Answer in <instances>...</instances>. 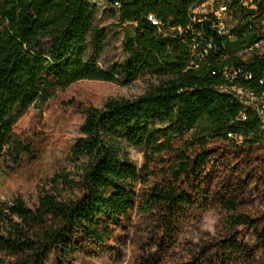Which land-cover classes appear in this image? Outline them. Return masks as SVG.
<instances>
[{
  "label": "trees",
  "instance_id": "1",
  "mask_svg": "<svg viewBox=\"0 0 264 264\" xmlns=\"http://www.w3.org/2000/svg\"><path fill=\"white\" fill-rule=\"evenodd\" d=\"M106 1L125 26L124 62L110 69L98 65L107 35L90 0H0V159L32 156L17 119L73 84L149 80L138 98L83 110L71 169L43 183L33 207L0 203V264H123L129 250L133 264H264V142L256 116L236 122V98L216 89L217 57L230 52L187 19L201 0ZM202 28L219 50L194 70ZM129 147L142 150L141 169Z\"/></svg>",
  "mask_w": 264,
  "mask_h": 264
},
{
  "label": "rangeland",
  "instance_id": "2",
  "mask_svg": "<svg viewBox=\"0 0 264 264\" xmlns=\"http://www.w3.org/2000/svg\"><path fill=\"white\" fill-rule=\"evenodd\" d=\"M210 1L202 0L199 6ZM97 3L95 27L103 29L107 35L106 47L98 65L102 69H110L124 62L125 26L119 25L110 13L116 6L106 0H97ZM245 57H248L247 53ZM148 81L147 78H140L131 84H124L83 80L58 92L46 104L27 109L17 119L14 131L17 135L24 133L29 137L33 142V153L22 158L18 164L7 158L0 159V203L20 198L28 207H33L39 187L55 173L71 169V148L79 137L83 110L88 107L100 109L112 99L138 98L146 92ZM128 152L133 165L141 169L144 161L142 150L129 147ZM215 224L216 219L207 216L202 227L212 232ZM185 228L180 236L186 238L191 231ZM135 257V252L129 250L123 264H133Z\"/></svg>",
  "mask_w": 264,
  "mask_h": 264
},
{
  "label": "built area",
  "instance_id": "3",
  "mask_svg": "<svg viewBox=\"0 0 264 264\" xmlns=\"http://www.w3.org/2000/svg\"><path fill=\"white\" fill-rule=\"evenodd\" d=\"M264 0L232 4L228 0H211L200 7H189L187 19L194 25L206 24V28L216 29V35L223 37L225 50L227 42L242 40L249 35L259 38L257 42L237 54L220 53L217 60H224L223 69H217L212 74H218L221 82L217 90H229L235 93L239 113L236 122H245L251 118V113H261L264 118V55L245 57V50L249 48H264V14H262ZM149 20L157 19L150 18ZM162 28L165 24L161 22ZM205 29H200L196 40L189 45V68L198 69L199 60L207 59L209 53H216L213 37H204ZM178 31L191 30L186 28H172ZM205 30V31H203ZM251 133L250 135H252ZM257 142H264L260 137V128H256ZM230 138L240 142L242 136L230 134Z\"/></svg>",
  "mask_w": 264,
  "mask_h": 264
},
{
  "label": "water",
  "instance_id": "4",
  "mask_svg": "<svg viewBox=\"0 0 264 264\" xmlns=\"http://www.w3.org/2000/svg\"><path fill=\"white\" fill-rule=\"evenodd\" d=\"M258 40V37L249 35L241 41L226 43V47L231 54H237L243 51L245 48L249 47L252 43L257 42Z\"/></svg>",
  "mask_w": 264,
  "mask_h": 264
},
{
  "label": "bare ground",
  "instance_id": "5",
  "mask_svg": "<svg viewBox=\"0 0 264 264\" xmlns=\"http://www.w3.org/2000/svg\"><path fill=\"white\" fill-rule=\"evenodd\" d=\"M90 1L92 3H94L97 7H99V4L97 3V0H90ZM201 2H202V0H201ZM244 3H245V1H244ZM198 7H200V6H198ZM235 41H237V40H235ZM252 51L257 52V54H264V48H249V50H245V53L249 54ZM222 91L225 92V93H230V94H232L235 97V93L232 92V91H229V90H222ZM253 115L256 116V118L258 120V123H259L258 125H259V128H260V133L262 134V137H264V118L261 116V113H253Z\"/></svg>",
  "mask_w": 264,
  "mask_h": 264
}]
</instances>
